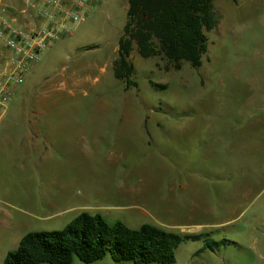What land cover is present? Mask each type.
Here are the masks:
<instances>
[{"label":"rangeland","instance_id":"374dc122","mask_svg":"<svg viewBox=\"0 0 264 264\" xmlns=\"http://www.w3.org/2000/svg\"><path fill=\"white\" fill-rule=\"evenodd\" d=\"M88 2L86 21L44 53L0 125V264L26 234L82 213L176 234L201 225L222 242H184L175 264H264V0L214 1L200 67L168 70L134 45L130 87L114 75L129 0ZM194 127L219 128V143L204 133L185 147L178 131ZM93 264L132 263L108 253Z\"/></svg>","mask_w":264,"mask_h":264},{"label":"trees","instance_id":"16d2710c","mask_svg":"<svg viewBox=\"0 0 264 264\" xmlns=\"http://www.w3.org/2000/svg\"><path fill=\"white\" fill-rule=\"evenodd\" d=\"M214 1L129 0L115 77L128 87L137 86L131 79L134 45L143 58L165 59L168 70H180L183 62L200 67L208 51L206 31L218 25ZM188 241H203V250L222 244L211 242L205 234H176L152 225L132 229L121 221L110 224L101 215L82 213L63 230L26 234L4 264H73L76 259L93 264L108 253L117 263L175 264L176 250Z\"/></svg>","mask_w":264,"mask_h":264},{"label":"built area","instance_id":"2783aa9c","mask_svg":"<svg viewBox=\"0 0 264 264\" xmlns=\"http://www.w3.org/2000/svg\"><path fill=\"white\" fill-rule=\"evenodd\" d=\"M88 0H23L0 9V123L26 76L92 10ZM41 25H38L37 23Z\"/></svg>","mask_w":264,"mask_h":264},{"label":"crops","instance_id":"0c3cea01","mask_svg":"<svg viewBox=\"0 0 264 264\" xmlns=\"http://www.w3.org/2000/svg\"><path fill=\"white\" fill-rule=\"evenodd\" d=\"M91 1L93 3H95V4L98 3V0H91ZM22 5H23V0H0V9L3 6L19 8ZM37 24L41 25L39 22ZM8 113H9V110H8ZM42 113L40 112L38 115H41ZM4 119H3V121H4ZM3 121L0 123V125L3 123ZM33 130L35 131V133L39 131L37 128H34ZM207 130L209 132H206ZM178 132H179L178 134H180V140L183 141L185 147L192 146V140L196 139V141H201L203 139L202 135L204 133L212 134L213 137H214L213 140L217 141L216 143H219L220 140L218 139L219 138L218 135L221 134L220 129L217 128V127L211 128V129H202V128H197V127H194V128H183V129L181 128L180 131H178ZM26 133H27V135L28 134H33L32 129L27 130ZM226 133L228 134L229 132L227 131ZM192 136H194V137H192ZM167 140L170 141V140H172V138L169 137ZM231 140L233 141V138H231ZM193 144H194V142H193ZM231 145L232 146L234 145L233 142L231 143ZM152 194L153 193H150V195L148 197V200L150 199L152 201V203H157L158 202L157 199H159V198L158 197H153ZM151 196H152V198H151ZM201 200L204 202V198H202ZM199 202H200V200H199ZM230 202H233V199ZM226 206H227V209H228L229 208V201L227 202ZM200 226L201 225H198L195 228H191L192 226L181 225V226H178V227L181 228L182 234H201L200 231H201L202 228ZM191 231H193V232H191ZM21 239L22 238H20L18 240V245H19Z\"/></svg>","mask_w":264,"mask_h":264}]
</instances>
